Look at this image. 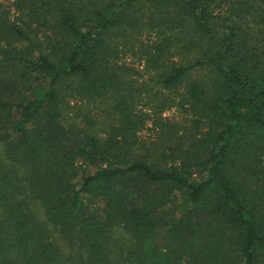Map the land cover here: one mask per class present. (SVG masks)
Segmentation results:
<instances>
[{
    "label": "trees",
    "instance_id": "1",
    "mask_svg": "<svg viewBox=\"0 0 264 264\" xmlns=\"http://www.w3.org/2000/svg\"><path fill=\"white\" fill-rule=\"evenodd\" d=\"M0 264H264V0L0 4Z\"/></svg>",
    "mask_w": 264,
    "mask_h": 264
},
{
    "label": "rangeland",
    "instance_id": "2",
    "mask_svg": "<svg viewBox=\"0 0 264 264\" xmlns=\"http://www.w3.org/2000/svg\"><path fill=\"white\" fill-rule=\"evenodd\" d=\"M12 2L13 0H0V4L5 7H9ZM121 61L126 63L127 66H131L133 68L134 72H136L135 77L140 76V78H144L146 76L141 70L142 65L138 64L137 61L134 60L133 57L130 56L129 54L125 55V57H123ZM87 108L86 106L82 107V113L85 112ZM161 116L163 118H167L168 121L178 122L179 124H184L187 127L192 123L190 119L191 117L184 114L183 111L179 109L175 110L174 108H171L170 110L164 111ZM157 131H158L157 128L152 127V124L150 122H147L145 128H143L141 132L137 133V137L140 141L144 142L146 145H150V143L156 140ZM94 202L95 203H93L94 204L93 206L96 207L98 204V200H95Z\"/></svg>",
    "mask_w": 264,
    "mask_h": 264
}]
</instances>
